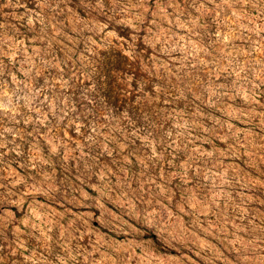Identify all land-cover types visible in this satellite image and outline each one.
<instances>
[{"label":"rangeland","instance_id":"1","mask_svg":"<svg viewBox=\"0 0 264 264\" xmlns=\"http://www.w3.org/2000/svg\"><path fill=\"white\" fill-rule=\"evenodd\" d=\"M0 264H264V0H0Z\"/></svg>","mask_w":264,"mask_h":264}]
</instances>
